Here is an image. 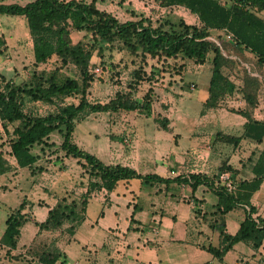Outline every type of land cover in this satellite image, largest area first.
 I'll return each instance as SVG.
<instances>
[{
    "label": "trees",
    "instance_id": "16d2710c",
    "mask_svg": "<svg viewBox=\"0 0 264 264\" xmlns=\"http://www.w3.org/2000/svg\"><path fill=\"white\" fill-rule=\"evenodd\" d=\"M161 4L188 9L197 16L199 24H187L181 18L173 21L168 16L152 21L143 15L136 20L120 21L110 12L100 10L96 6V0H33L25 5L0 4V15L25 19L35 66L56 57L62 65L74 66L80 75V79H58L53 74L45 77L43 73L34 72L22 84L0 76L1 127L7 134L8 154L15 160L16 166L28 167L34 172L37 167H33L42 158L41 154L46 150H51L53 154L57 149L63 151L65 156L77 158L82 175L88 179L87 191L81 198L73 197V192L67 193L48 210L42 222L33 221L38 228L33 241L44 231L60 229L67 221L80 224L84 220L88 197L94 191L105 189L111 192L121 181L134 178L147 185L167 182L154 174H139L128 166L104 164L94 154L74 142L76 124L89 114L106 111L129 113L135 110L146 116L152 113V88L147 90L142 101L136 99L131 91L144 79L148 82L155 80L158 69L152 68L147 75L143 66L133 69V78L129 81L126 91H117L115 96L105 103L88 101L87 90L94 80L90 69L95 56L102 59L105 49L111 50L114 43H118L121 50H126L132 57H140L143 64L147 57L156 58L158 62L179 58L181 62L168 69L171 74L181 75L186 66V59L203 64L208 53L212 52L209 97L205 103L207 108L214 107L212 99L216 92L223 93L227 87H233L221 71L226 61L221 52V45L208 39L212 31L231 33L233 39L228 40V45L238 52H248L255 58L258 67H264V18L259 15L264 11V0H162ZM72 32H81L83 36L75 42L71 37ZM5 50V40L0 35V53ZM101 70L104 72L106 67L101 66ZM259 87L261 82L258 78L245 75L244 92L248 107L239 112L247 119L244 133L237 137L217 134L221 141L236 147L242 138L252 135L257 137L264 133V120L257 121L252 118ZM72 95H79L78 103L62 104L65 97ZM37 102L53 106V109L40 114L33 106ZM164 122L165 119L162 122L165 125ZM10 125L14 126L11 132ZM54 133L61 138L58 147L50 140ZM258 142L262 140L259 139ZM42 168L38 167V172L42 171ZM225 168L222 166L219 171L224 172ZM11 169L12 165L0 151V176ZM253 172L255 177L249 182H240L238 189L232 193H228L222 186L215 190L222 202L223 212L241 203L249 205L246 218L236 234L223 233L221 249L208 247V250L219 258L236 242H247L257 249L264 240V218H252L255 209L250 205L251 194L259 187L264 177V146ZM206 179L205 175L200 174L189 176L193 188ZM25 206L23 201L6 216L5 229L0 238V245L6 249V254L17 248L20 229L29 221L27 213L23 212ZM74 229L71 226L69 232L73 234ZM26 253L30 257L29 262L36 261L38 264L67 262L66 253L56 245L34 244Z\"/></svg>",
    "mask_w": 264,
    "mask_h": 264
},
{
    "label": "crops",
    "instance_id": "0c3cea01",
    "mask_svg": "<svg viewBox=\"0 0 264 264\" xmlns=\"http://www.w3.org/2000/svg\"><path fill=\"white\" fill-rule=\"evenodd\" d=\"M31 1L33 0H0V4L25 5ZM146 3L144 5L142 0H96V6L100 10L110 12L120 21L136 20L141 13L144 17L152 18L148 15L151 14L149 9L152 5ZM139 8L142 11H138ZM9 18L19 20L24 34L29 38L25 19ZM2 33L8 49H19V37L12 36L10 41L7 34L0 30V35ZM76 34L74 38L78 41L83 33ZM29 41L31 44L30 38ZM30 52L33 61L32 50ZM203 64L190 66L186 63L181 75L169 72L164 77L169 80L167 88L163 90V99L160 100L162 106L167 107L161 114L165 125L163 120L156 121L153 112L150 116L139 110L125 113L126 121L123 124L119 122V117L123 118L122 112L92 113L101 117L110 115L112 118L109 140L113 147H93L94 150L81 147L82 149L91 151L104 164L128 166L139 174H154L167 182L147 185L134 178L121 181L111 192L105 189L92 192L87 200L84 220L75 230L69 247L73 255L81 258L79 264H90L85 259V256L87 258L90 255L89 251L95 255L94 258L101 257L104 264L105 257L118 254L119 251V264H261L264 259V240L257 249L250 243L236 242L220 258L208 250V247L221 249L222 234L235 235L249 209V205L241 203L226 212L222 211V202L215 192L222 186L219 175L229 173L236 185L234 191L238 189L240 182L251 181L255 177L253 167L264 146V133L257 137L246 136L236 147L218 138V135L241 136L247 119L240 115V119L234 122L221 109L205 107L211 74L203 71L201 76L197 74L189 81L185 80L188 68L195 74ZM209 70L211 71L210 67ZM187 91L190 93L187 94ZM192 108L197 111L195 115L189 113ZM260 108L258 106L252 112V118L257 121L264 120V110L259 111ZM150 128L153 135H149L146 140ZM140 129H144L145 139L138 138ZM129 131L131 134L127 142L125 135ZM259 139L262 142H258ZM116 140H120L123 145L117 144ZM45 158L52 161L43 166L40 172L37 169L42 166L41 159L33 167H37L35 172L28 167H17L14 161L12 169L0 176V189L5 188L0 190V207L6 192L14 191L17 198L26 203L23 212H29L33 221L42 222L48 210L62 197L42 192L46 182L43 183L45 175L48 186L50 184L52 188L56 184L54 174H48L49 168H56L53 166L56 163L63 164L59 175L64 186L68 187L67 192H73L76 199L86 193L88 179L82 175L77 158L65 156L64 152L60 155L48 153ZM222 166L226 167L224 172L219 171ZM193 174L205 175L207 179L193 188L192 181L189 180V176ZM77 177L79 182L76 183ZM66 195L64 193L63 197ZM250 205L255 209L252 218H264V177L251 194ZM27 223L32 224L33 229L27 227L31 229L25 237L22 233L26 230V223L21 227L17 248L20 241L21 246L28 247L37 233L38 228L34 222ZM4 229L0 232V238ZM111 245L115 247V253L106 249ZM64 264H71L68 256Z\"/></svg>",
    "mask_w": 264,
    "mask_h": 264
},
{
    "label": "rangeland",
    "instance_id": "374dc122",
    "mask_svg": "<svg viewBox=\"0 0 264 264\" xmlns=\"http://www.w3.org/2000/svg\"><path fill=\"white\" fill-rule=\"evenodd\" d=\"M144 2V5L148 4L152 5V7L149 9L151 11V14H148L151 17L152 21H155L159 18H165L169 17L171 20L176 21L177 18L183 19L187 24H199V20L196 15L192 14L188 9L179 7V6H170L166 7L161 4L162 0H142ZM138 11H142L141 8H139ZM143 14L141 13L140 16ZM259 15L264 18V11L260 12ZM9 17L13 16H6L2 15L0 16V30L4 32V34H7V37L10 38L13 37H19V49L10 50L6 46V50L0 53V76L4 77L7 80H12L16 84H22L28 80V78L31 76L32 73L36 72L37 74H42L46 77L49 75H55L58 79H63L66 77H74L80 79V75L76 68L72 65H62L60 60L56 57H52L50 60H48L46 63L40 64L35 66L33 64V61L30 57V51L32 50L29 38L24 34V28L22 26V23L19 20H15ZM138 19V18H137ZM122 21V19H121ZM3 37V33L1 34ZM76 32H72V40L76 41L74 38L76 36ZM208 39L214 41L217 45H221L222 47V54L224 58L226 59L225 63L221 67V71L223 75L228 79V81L233 85L232 89L230 87L226 89L225 92H216L215 96H213L212 102H214V108H219L223 113H226L231 117V120L236 122V119H240L239 112L244 111L247 109V103L245 100V92H244V77L245 75H249L251 77H256L261 82V87L258 89V95H257V105L255 108L260 106L261 108L258 109L259 111L264 110V67H258L256 64L255 58L248 52H238L234 50L232 47H230L228 44V40L225 39L223 36L222 31H212L210 36H208ZM31 40V39H30ZM11 41V40H10ZM118 43H114L113 48L110 50L108 48L105 49L103 53L102 59H98L97 56H95L92 60V67H106V70L99 75H94V80L90 84V87L87 90V99L88 101L95 103L97 101L101 102H107L109 99L113 98L117 91H126L127 85L129 81L133 78L132 77V71L133 69H136L138 66H143L144 70L146 71L147 75H149L151 69H158V72H156V77L153 82H148L147 80H143L140 82L135 89L131 90L134 97L138 99L139 101H142V97L145 95L147 90L151 87L153 90L152 94V112L153 115L157 120H163V117L161 118V114L164 113V110H166L167 107L162 106V102H160L161 99H163V90L167 88L168 86V78L166 77L167 74H169V67H172L173 65H178L181 60L177 58L174 59H168L164 62L160 61L158 62L156 58H150L147 57L145 64L142 63L140 57H132L129 55V53L126 50H121L119 48ZM17 51V54L15 55ZM20 51V53H19ZM212 57L213 53L210 52L207 55V60L203 64L202 67H200L199 72L195 73L188 68L185 73V80L189 81V79H192L193 76L202 75L201 72L206 71L208 75L211 74V71L209 70V67L212 68ZM168 61V62H167ZM187 64L190 66L195 65L196 63L192 60L186 59L185 60ZM206 67V68H205ZM210 71V73H209ZM171 74V73H170ZM205 77V75L203 76ZM164 80H161L163 79ZM197 91V90H196ZM190 92L187 91V94ZM192 92V94H194ZM186 97V95H185ZM79 95H77V100L75 101L78 103L79 101ZM193 102V101H191ZM34 109L38 110V113L45 114L48 110H52L53 106L42 104V103H35L33 104ZM189 113L192 115L196 114L197 111H195V108L189 109ZM193 117V116H192ZM121 120H119L120 123L123 124V122L126 121V115L123 116V118L119 117ZM160 123V121H159ZM113 124V120L108 116H97L89 114L87 117H85L82 121L77 123V127L74 132V139L75 142L80 146L84 147L90 150H94L93 147H113L112 141L109 140L111 138L112 132L111 126ZM161 125V124H160ZM13 125L9 126V131L11 132L13 129ZM133 127V126H132ZM110 128V129H109ZM144 130V129H143ZM143 130L140 129L138 135V138H144ZM132 131V130H130ZM129 131V132H130ZM148 132V130H147ZM142 133V134H141ZM114 135H118L116 133H113ZM129 134H126V141L129 142ZM149 135H153V130L150 128L149 133H147V137ZM50 140L53 141L56 146L58 147L61 138L58 134L54 133L50 136ZM109 141V142H108ZM117 144H122L120 140L115 141ZM130 144V143H129ZM121 145V146H122ZM130 147V146H129ZM9 146L7 142V134H5L3 128L0 126V151L3 153L4 157L7 159V161L12 165L14 160L13 158L8 154ZM38 150V147L36 148ZM91 152V151H90ZM51 155V150H46V152L42 155L41 158V164L43 166H47L52 159L48 160L45 157L47 155ZM58 155L62 154L63 152L61 150L56 149V152ZM59 158V156H58ZM51 167V165H49ZM56 167L55 169H50L49 175L54 174L56 184L52 188L50 187V184L48 186L47 184V176L45 175L46 181L44 183L45 187H43L44 190L42 192L46 194H52L55 193L57 195H61L63 197L64 193H70L67 192L68 187L64 186L62 183L61 176L59 175V171H61V167L63 164L56 163L53 165ZM80 167V165H79ZM43 169V168H42ZM80 170V169H79ZM47 171V169H46ZM35 172V171H34ZM79 175L80 176V171ZM37 175V173H34ZM39 176V175H38ZM41 176V175H40ZM49 177V176H48ZM78 178V177H77ZM79 182V178L77 179L76 183ZM42 183V180H41ZM47 187V188H46ZM5 189V188H4ZM0 189V190H4ZM6 197L2 199L3 204H1L0 207V232L2 229L5 228V219L6 216L11 212V210L19 205L22 201L17 198L16 194H14V191L8 193L6 192ZM26 204V203H25ZM3 205V206H2ZM28 219L29 221L33 222V219L31 217V214L28 212ZM79 224L76 223V221H67L63 224V226L60 229L54 230V231H44L41 235L37 236V238L34 239V241L26 247L21 246V241L19 242V246L17 249L12 250L10 254H6V249L0 245V264H38L36 261L29 262L30 257H28L26 251L29 247L32 245H43V244H50L56 245L59 249H62L66 255L68 256L71 264H79L81 263V258L76 257L71 253V241L73 240V235L75 233V230L77 229ZM74 227V233L71 234L69 232L70 227ZM26 227V230H23L22 236L24 235L27 237L26 234L30 232V229H33V225L30 223H26L24 226ZM31 227V228H27ZM24 229V228H23ZM75 247V246H74ZM108 250H112L113 253H115V247L112 245L109 247H106ZM90 255L85 256V259L87 262H92V264H104L100 258L98 259L94 258L95 255H92V252L89 251ZM118 254L121 252H117ZM27 254V255H26ZM115 254L110 257H105V264H119L120 261V254ZM20 255V256H17ZM26 255V256H25ZM107 256V255H106ZM61 264V263H59ZM88 264V263H87Z\"/></svg>",
    "mask_w": 264,
    "mask_h": 264
},
{
    "label": "built area",
    "instance_id": "2783aa9c",
    "mask_svg": "<svg viewBox=\"0 0 264 264\" xmlns=\"http://www.w3.org/2000/svg\"><path fill=\"white\" fill-rule=\"evenodd\" d=\"M223 36L225 37L226 40L232 41L233 36L231 33L227 32V31H222ZM91 73H93L94 75H99L102 70L101 67H92L90 69ZM79 99V98H78ZM77 100V95H72V96H67L63 99L62 104H71L74 103L76 104ZM125 115L124 112H122V117ZM0 126H1V121H0ZM127 140V139H126ZM14 160V159H13ZM15 161V160H14ZM219 181L220 184L222 185V187L228 192V193H232L235 190L236 185L233 183V181L231 180L229 173L225 172L222 173L219 177ZM234 264H240L239 262H235ZM261 264H264V259H262Z\"/></svg>",
    "mask_w": 264,
    "mask_h": 264
}]
</instances>
